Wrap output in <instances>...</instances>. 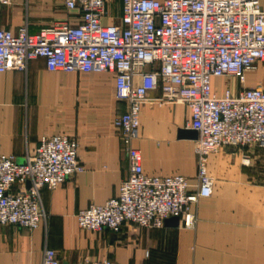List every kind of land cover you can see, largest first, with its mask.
<instances>
[{"label":"built area","instance_id":"1","mask_svg":"<svg viewBox=\"0 0 264 264\" xmlns=\"http://www.w3.org/2000/svg\"><path fill=\"white\" fill-rule=\"evenodd\" d=\"M108 1L61 0L67 11L79 14L76 24L64 22L36 34L26 27L15 34L0 29V74L24 72L35 57L52 73H112L115 99L125 105L113 126L125 146L129 174L117 197L77 213L78 226L118 234L125 225L160 230L165 220L177 217L192 228V206L209 198L215 184L208 158L227 147L264 150V89L212 90L213 79L243 83L246 72L264 63L260 0H120L119 24L105 25ZM9 4L0 0V6ZM147 104L189 109L186 129L198 136L194 185L182 176L145 175L133 141ZM77 151L74 138L57 134L42 136L22 163L0 154V225L38 229L45 219L42 190H55L83 171ZM241 165L249 166L246 156ZM41 264L61 260L55 251L44 249Z\"/></svg>","mask_w":264,"mask_h":264},{"label":"crops","instance_id":"2","mask_svg":"<svg viewBox=\"0 0 264 264\" xmlns=\"http://www.w3.org/2000/svg\"><path fill=\"white\" fill-rule=\"evenodd\" d=\"M106 3L105 25H118ZM264 11V0H260ZM77 11H67L61 0H10L0 6V29L29 34L68 22L76 24ZM235 79H213L212 90L232 83L242 89L262 87L257 70ZM138 84V78L135 79ZM220 84V85H218ZM219 93V94H221ZM155 96V95H152ZM125 105L114 95L112 73H52L38 57L24 72L0 74V154L22 163L42 136L67 135L77 141V160L83 171L55 190L41 192L45 215L40 227L27 231L0 225V264H41L44 249L57 253L61 264L110 260L113 264H264V150L227 147L208 158L215 178L212 195L192 206L195 225L160 230L125 225L121 232L82 230L76 215L90 205L117 197L129 174V162L116 117ZM191 120L185 105H144L138 136L133 141L142 157L145 175L182 176L196 183V140L178 138ZM249 166L241 165L242 157Z\"/></svg>","mask_w":264,"mask_h":264},{"label":"water","instance_id":"3","mask_svg":"<svg viewBox=\"0 0 264 264\" xmlns=\"http://www.w3.org/2000/svg\"><path fill=\"white\" fill-rule=\"evenodd\" d=\"M197 133L196 131L193 130H189V129H180L178 132V138H187V139H191V140H197ZM27 188H29V183L26 184ZM179 224V218L177 217H173L170 219H167L164 221V226L165 227H170V228H174V227H178Z\"/></svg>","mask_w":264,"mask_h":264},{"label":"rangeland","instance_id":"4","mask_svg":"<svg viewBox=\"0 0 264 264\" xmlns=\"http://www.w3.org/2000/svg\"><path fill=\"white\" fill-rule=\"evenodd\" d=\"M111 1V8H110V13H111V17L113 16H117L118 15V0H110ZM120 1V0H119ZM257 73L262 74L264 76V66L263 68H261L260 70H257ZM220 85V84H218ZM239 87H241V85L239 83H232L230 84V86L228 88L232 89H238ZM222 89L220 87L217 88V93H221Z\"/></svg>","mask_w":264,"mask_h":264}]
</instances>
